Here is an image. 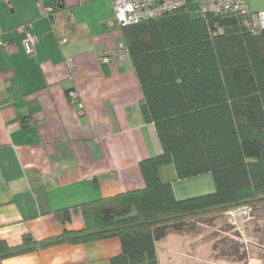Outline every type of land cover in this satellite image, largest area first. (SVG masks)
Here are the masks:
<instances>
[{"label":"crops","instance_id":"obj_1","mask_svg":"<svg viewBox=\"0 0 264 264\" xmlns=\"http://www.w3.org/2000/svg\"><path fill=\"white\" fill-rule=\"evenodd\" d=\"M53 7L52 12L46 8ZM250 13L264 0H246ZM110 0H0V239L17 244L59 235L54 211L142 188L139 162L161 152L155 127L145 122L142 90L129 57L103 65L100 54L124 45L120 27H109ZM38 34L35 53L24 50L17 27ZM74 67L70 69L69 65ZM77 90L83 112L68 102ZM178 199L212 192L210 173L172 182ZM240 230L227 212L169 232L155 243L159 264H264V230ZM83 219L73 212L67 229ZM118 237L59 242L0 260V264H110ZM264 252V250H263Z\"/></svg>","mask_w":264,"mask_h":264},{"label":"trees","instance_id":"obj_2","mask_svg":"<svg viewBox=\"0 0 264 264\" xmlns=\"http://www.w3.org/2000/svg\"><path fill=\"white\" fill-rule=\"evenodd\" d=\"M142 90L140 111L161 152L139 162L142 188L54 211L59 235L17 244L0 260L59 242L118 237L110 264H159L155 243L193 220L264 204V28L188 9L120 27ZM210 173L212 192L178 199L172 182ZM73 212L83 226L67 229Z\"/></svg>","mask_w":264,"mask_h":264},{"label":"built area","instance_id":"obj_3","mask_svg":"<svg viewBox=\"0 0 264 264\" xmlns=\"http://www.w3.org/2000/svg\"><path fill=\"white\" fill-rule=\"evenodd\" d=\"M246 0H110L112 7V17L107 20L109 27H123L137 23L142 20L162 17L167 13H172L180 9L191 11V4L194 3V9L198 10L200 15H234L239 17L242 26L255 32L264 28V10L256 13H250L245 7ZM47 12H52L53 7L46 8ZM18 31L24 34L22 40L24 50L27 54L35 53L36 43L40 39L39 35L31 31V24L25 23L17 27ZM128 55V49L125 45L108 49L100 54V62L108 65L112 62L122 61ZM70 69L74 67L73 63L69 65ZM68 102L75 106L81 114L82 104L79 94L75 89H69L66 92ZM252 207L249 205H239L227 211L232 218L233 223L241 230L244 222L252 219Z\"/></svg>","mask_w":264,"mask_h":264},{"label":"rangeland","instance_id":"obj_4","mask_svg":"<svg viewBox=\"0 0 264 264\" xmlns=\"http://www.w3.org/2000/svg\"><path fill=\"white\" fill-rule=\"evenodd\" d=\"M194 7H195V4L192 3V4H191V15H192L193 17H199V16H200V13H199L198 10L194 9ZM126 57H128V55H127ZM126 57H125V58H126ZM260 207H262L263 209L259 210V213H260V211H261V212L263 211V213H262V215H260V221H261V222H258L256 225H257V227L260 228L261 230H264V204L260 205ZM252 214H253V216H252V219L249 220L250 222H254V221H255V220H254V212H253ZM217 215H219L218 225H219L220 227L224 228V229H228V230H229V228H230L231 225H230V223L228 222V220L225 218V216L222 215V214H217ZM209 218H211V217H209V216H205V217H203V218H200L201 220H198V221H203V222H204L205 220H207V219H209ZM196 221H197V220H195V221L193 220V222H192L191 224H195V225H196ZM255 222H256V221H255ZM245 223H246V222H244V225H245ZM263 237H264V235H263ZM263 250H264V247H258V249H256L255 251L258 252V253H260V254H264Z\"/></svg>","mask_w":264,"mask_h":264}]
</instances>
